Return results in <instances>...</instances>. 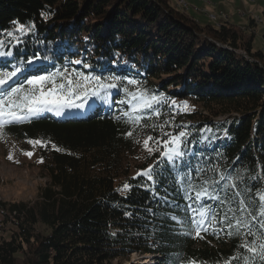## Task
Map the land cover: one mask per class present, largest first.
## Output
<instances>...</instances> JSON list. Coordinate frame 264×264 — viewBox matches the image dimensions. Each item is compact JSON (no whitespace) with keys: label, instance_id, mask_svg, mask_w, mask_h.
I'll list each match as a JSON object with an SVG mask.
<instances>
[{"label":"trees","instance_id":"trees-1","mask_svg":"<svg viewBox=\"0 0 264 264\" xmlns=\"http://www.w3.org/2000/svg\"><path fill=\"white\" fill-rule=\"evenodd\" d=\"M14 22L35 26L22 43L6 36L8 31L20 36ZM252 25L250 20L244 30ZM244 30L227 21L197 24L171 0H0V40L13 53L0 57V70L46 55L48 60L27 67L43 62L48 71L68 66L116 76L130 90L139 87L167 101L156 105L159 115L143 114L141 125L148 127L125 122L121 109H130L117 103L125 98L123 91L114 90L110 104L90 99L83 109H66L61 118L44 113L0 132V141L11 139L22 153H33L30 158L46 179L34 201L0 202V264H107L132 254L154 256L159 264L189 259L223 264L235 255L239 239L228 235L232 229L217 224L222 230L211 234L209 229L201 239L182 226L191 201L170 165L156 167L152 180L137 173L159 159V153L149 155L144 148L148 136L164 140L165 133L185 131L182 150L192 168L205 169L200 176L218 177L212 168L239 175L242 180L232 181L239 188L227 194L247 185L259 203L264 50H254L255 34ZM74 60L82 63H69ZM14 79L23 82L22 75ZM128 79L137 85H127ZM80 111L86 115L78 116ZM149 146L156 147L151 141ZM125 183L131 187L118 191ZM241 198L247 197H233L224 209L236 208Z\"/></svg>","mask_w":264,"mask_h":264},{"label":"snow or ice","instance_id":"snow-or-ice-1","mask_svg":"<svg viewBox=\"0 0 264 264\" xmlns=\"http://www.w3.org/2000/svg\"><path fill=\"white\" fill-rule=\"evenodd\" d=\"M14 24L16 25L15 32L20 33V36L15 35L13 31H8L6 36L17 44L22 43L21 37L35 27L34 25L31 28L26 27L17 22ZM4 48L5 41L0 40V57H12L11 49L5 51ZM48 59L46 55L41 57V55L35 54L26 60L12 64L11 70H0V132L12 125L30 122L44 113L61 116L66 109H83L90 99L110 104L109 97L114 90L123 91L125 98L118 100L117 103L128 106L130 111L121 109V113L127 118L125 122L132 125L148 127L146 124L141 125V121L145 119L143 114L152 112L159 115L156 105L162 102L167 103L162 96L150 95L142 88L137 87L134 91L130 90L116 76L88 75L68 66L48 71L43 62L38 67H27V65H35L36 61ZM69 63L80 65L82 61L74 60ZM83 67L89 68L91 65L83 63ZM21 75L23 82L14 79ZM127 85H137V81L128 79ZM171 104L175 105L176 102L173 100ZM187 107L185 104L184 108L187 109ZM117 119L119 118L117 117ZM160 127L163 129L164 126L160 125ZM133 131H128L127 137H132ZM165 135L168 138L164 140L148 136L143 141L144 148L149 155L157 152L159 159L147 169L139 171L137 175L152 180L156 167L161 163L170 165L171 170L179 174L177 182L183 181L182 190L185 200L191 201L186 205L185 218L180 222L182 226L190 232H194L196 237L203 239L202 233L208 234L209 229H212L211 234H215L222 230L217 229L216 225H224L228 229H232L228 235L238 238L239 244L236 254L225 258L223 264H233V261H239L240 264H255L257 259L261 264H264V189H258L255 193L259 203L249 195L252 192V187L247 185L231 195L227 194L231 189L239 188V184L232 181L242 180L241 176L233 177L231 173L226 175L219 172L218 168L210 169L218 173V177L200 176L199 174L204 173L205 169L192 168L190 162L186 160L187 154L182 150L188 134L185 131H179L176 135L171 133H165ZM150 141L156 147H150ZM28 143L33 146L46 147L45 142L41 140H30ZM53 147L55 148V145ZM24 154L31 157L33 153L25 152ZM130 187L131 185L125 183L118 191L123 192ZM221 192H225L226 195L221 196ZM233 197L247 198L237 199L236 208L227 207L225 210L224 205L230 204ZM172 219L176 220L177 218L173 216ZM256 225L258 228L254 231ZM249 237L254 239L249 240ZM239 249L245 251L242 253ZM172 264H177V261H172ZM181 264H197V261L189 259L182 261ZM217 264L220 262L218 261Z\"/></svg>","mask_w":264,"mask_h":264},{"label":"rangeland","instance_id":"rangeland-1","mask_svg":"<svg viewBox=\"0 0 264 264\" xmlns=\"http://www.w3.org/2000/svg\"><path fill=\"white\" fill-rule=\"evenodd\" d=\"M183 2L185 6L190 7L189 15L201 24L227 21L231 26L244 30L252 20L253 25L243 32L246 34L253 32L255 34L253 49L264 50V0H183ZM195 9L200 10L202 14L197 13ZM210 17H214V21ZM241 54L244 55L243 52ZM103 111L102 108L99 113ZM77 115L85 116L86 112L80 111ZM56 117L61 118L63 115ZM223 119L219 118L221 121ZM45 185L46 179L38 171L33 159L22 153L20 146L13 140L2 139L0 141V202H32ZM107 264L159 263L154 256L132 254L125 260Z\"/></svg>","mask_w":264,"mask_h":264},{"label":"water","instance_id":"water-1","mask_svg":"<svg viewBox=\"0 0 264 264\" xmlns=\"http://www.w3.org/2000/svg\"><path fill=\"white\" fill-rule=\"evenodd\" d=\"M171 1L173 2L174 6H175V8L177 10L182 11L183 13L189 15V9H190L189 5H187V7H183L182 5H179L175 0H171ZM195 11L197 13H201L202 14V12L200 10L195 9ZM194 22L197 23V24H201L199 21H197L195 19H194Z\"/></svg>","mask_w":264,"mask_h":264},{"label":"bare ground","instance_id":"bare-ground-1","mask_svg":"<svg viewBox=\"0 0 264 264\" xmlns=\"http://www.w3.org/2000/svg\"><path fill=\"white\" fill-rule=\"evenodd\" d=\"M176 1H177V3H178L179 5H182L183 7H187V6H185L183 0H176ZM210 18L214 21V17H210ZM210 18H209V19H210Z\"/></svg>","mask_w":264,"mask_h":264}]
</instances>
